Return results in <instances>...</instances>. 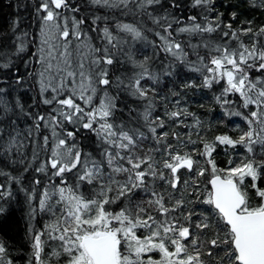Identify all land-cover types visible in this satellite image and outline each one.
Instances as JSON below:
<instances>
[{
  "label": "snow or ice",
  "instance_id": "obj_1",
  "mask_svg": "<svg viewBox=\"0 0 264 264\" xmlns=\"http://www.w3.org/2000/svg\"><path fill=\"white\" fill-rule=\"evenodd\" d=\"M192 6L200 11L178 13L182 0H36L31 41L19 16L11 22L0 54V216L22 193L23 264H264V23L234 27L237 11L225 22L212 0ZM94 9L132 19L113 17V31ZM137 43L167 63L153 70ZM16 60L33 66L27 77ZM181 65L202 80L182 88H207L224 117L242 118L236 136L202 139L187 104L168 107L157 86ZM37 208L50 216L40 229ZM10 251L0 241V264H17Z\"/></svg>",
  "mask_w": 264,
  "mask_h": 264
},
{
  "label": "trees",
  "instance_id": "obj_2",
  "mask_svg": "<svg viewBox=\"0 0 264 264\" xmlns=\"http://www.w3.org/2000/svg\"><path fill=\"white\" fill-rule=\"evenodd\" d=\"M166 3L167 0H164ZM185 7L178 9V13L184 15L196 14L200 10L192 6V0H182ZM36 0H0V54L7 51L11 47L13 42L12 30L10 28L11 22L19 16L21 22L19 25L20 30H27L28 40L31 41L33 35L37 31V23L34 21V4ZM87 3L91 4V0H87ZM212 3L215 6V9L223 13V19L225 22L232 20L230 13L232 11H237L238 17L233 21V26L236 27L240 24L241 21L251 19L254 21V25H259L264 23V9L259 7H252V0H212ZM258 3V0H257ZM19 4V7L17 6ZM94 8V6H93ZM95 11V9H94ZM214 14V13H213ZM95 15L104 16L108 15V21L101 20L99 23L101 27L104 23H108L110 28L115 31L116 19L120 20H131L132 17H124L118 11L105 12L103 9L95 11ZM115 17L116 19H114ZM246 26V25H245ZM95 36V34H91ZM247 41V37H243ZM196 42V38H193V43ZM75 44H73L74 47ZM138 55V58H142V55H148L150 58V63L153 70H157L161 67L162 63H167V60L164 58V53L159 52L155 53L154 49L150 45L136 44L134 49ZM28 55L24 56V59H29L31 52L35 51L32 45L29 43L28 48L26 49ZM154 55H158L162 62L158 63L153 59ZM190 59H195V57L190 56ZM16 64L20 67V72L26 77L28 72L32 71L33 66L30 65L25 71V66L20 61L16 60ZM123 68L120 69V71ZM124 70V69H123ZM120 72H116V75H119ZM186 79H195L196 82L202 83L201 74L195 72L183 65L177 69V73L172 76H163L162 82L157 86L158 93L160 96L168 97V107L173 106L172 102L176 99H180L181 104H187L189 110L196 114V116L202 122V139L207 138L209 140L212 137L219 133H228L232 136H236L239 132V129L236 127L239 124L241 127L245 126V122L239 116L224 117L223 111L220 106L215 102L213 92L207 88H182L180 85ZM33 80L31 77H28V85L31 86ZM21 92H24L25 89H21ZM38 91V89H37ZM115 91V90H113ZM173 91L179 93V97L173 95ZM35 93L33 91H27L26 99L33 96ZM29 103L31 101L29 100ZM164 101H157V107L155 109L160 115H163ZM48 106H41V110ZM126 115V114H125ZM189 123L192 122V117L187 118ZM223 120V123L220 121ZM30 123V121H29ZM195 126V125H193ZM23 127V125H22ZM182 131L187 132V128H182ZM71 139V138H70ZM195 139V136H193ZM243 150L236 153H229V156H233L235 159L242 158ZM43 158V157H41ZM217 162L220 166H227L228 156H225L221 150V154L216 157ZM3 179L2 177L0 178ZM202 179V178H201ZM2 203V202H0ZM11 214L7 217L0 216V241L4 242L11 249L10 255L13 256L17 264H23L21 257L27 258V255L30 251L29 239L27 236V214L24 211V204L19 197L14 198L10 202ZM50 216L48 214L37 213L35 220L33 221L34 226L37 229L43 227L46 220H49ZM52 243V241H48ZM46 251H50L49 246L46 247Z\"/></svg>",
  "mask_w": 264,
  "mask_h": 264
},
{
  "label": "bare ground",
  "instance_id": "obj_3",
  "mask_svg": "<svg viewBox=\"0 0 264 264\" xmlns=\"http://www.w3.org/2000/svg\"><path fill=\"white\" fill-rule=\"evenodd\" d=\"M91 34H95V33H91ZM137 44H140V43H137ZM150 45V44H149ZM151 46V45H150ZM158 55H154L153 56V59L156 60L158 63H161L162 62V59L159 57ZM19 61V60H18ZM126 67H129L130 68V65L126 66ZM121 71H124L123 69ZM29 153H30V149H29ZM1 178V177H0ZM1 180V179H0ZM20 198V200L23 202L24 204V211L27 212V204L24 200V196L22 193L19 194L18 196Z\"/></svg>",
  "mask_w": 264,
  "mask_h": 264
},
{
  "label": "rangeland",
  "instance_id": "obj_4",
  "mask_svg": "<svg viewBox=\"0 0 264 264\" xmlns=\"http://www.w3.org/2000/svg\"><path fill=\"white\" fill-rule=\"evenodd\" d=\"M74 47H75V45H74ZM61 48H62V46H61ZM83 51H84V53H85V58H86V64H87V50L86 49H83ZM73 58H74V60H78L79 59V57L78 56H76V54L74 53L73 54ZM38 212H40L39 211V209L37 208V213ZM26 214H27V212H26ZM36 216H37V214H36ZM54 243V242H53ZM55 243H58V242H55ZM51 246H52V243H49V249H50V251H51Z\"/></svg>",
  "mask_w": 264,
  "mask_h": 264
}]
</instances>
